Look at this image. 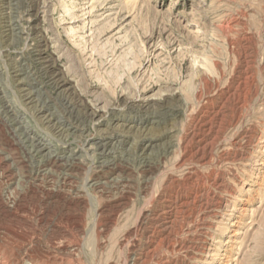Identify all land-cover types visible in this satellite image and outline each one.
Wrapping results in <instances>:
<instances>
[{"label": "rangeland", "instance_id": "374dc122", "mask_svg": "<svg viewBox=\"0 0 264 264\" xmlns=\"http://www.w3.org/2000/svg\"><path fill=\"white\" fill-rule=\"evenodd\" d=\"M0 159V264H264V0H0Z\"/></svg>", "mask_w": 264, "mask_h": 264}, {"label": "bare ground", "instance_id": "6f19581e", "mask_svg": "<svg viewBox=\"0 0 264 264\" xmlns=\"http://www.w3.org/2000/svg\"><path fill=\"white\" fill-rule=\"evenodd\" d=\"M91 2V1H90ZM33 2L31 1L29 4H32ZM34 5H33V7L32 6H30L32 9L33 8H35L36 10L35 11H37V13H38V5L37 6H35V3H33ZM90 5V4H89ZM22 7V6H21ZM89 7V6H88ZM87 7V8H88ZM84 10V9H83ZM60 13V12H59ZM68 13H69V9H68V7H67V5H65L64 6V8H63V16L64 17H67L68 16ZM59 16H60V14H59ZM62 22H63V20H62ZM62 22H60V23H58L57 24V26L58 25H68L67 24V22H66V20L64 21V23H62ZM75 23V22H74ZM72 29H73V27H72ZM42 43H43V46H46V40H43L42 41ZM41 47H42V44H41ZM44 51V50H43ZM45 53V52H44ZM40 63H42V62H40ZM53 65H54V61H53ZM52 73V72H51ZM50 74V73H49ZM60 75H62V74H60V73H52V78H54V79H57V82L56 83H58L57 85L59 86V84H63L64 86L68 83V79L66 78V77H64V76H60ZM50 77V76H49ZM51 78V79H52ZM65 91V90H64ZM2 93V92H1ZM68 93L66 92V95H67ZM26 98H27V100H30V99H32V94L30 93V92H28L26 95ZM64 97H66L65 99H67V104H70L69 105V107H68V105H67V107L69 108V110H68V112H67V114H69L70 116L71 115H73L74 116V119H76L77 120V122L79 121V120H82V118H84V116H93L94 115V112L93 111H91V112H89L88 113V111H90V107L87 105V103L86 102H84L83 101V99H82V95L81 94H78L76 91L74 92H70L67 96H64ZM2 99H3V97H2ZM63 101H64V99H63ZM31 103V102H30ZM66 108V107H65ZM89 110H88V109ZM3 110V109H2ZM6 110V109H5ZM82 110H84V111H82ZM88 110V111H87ZM7 112V111H6ZM2 113V112H1ZM6 115V114H5ZM2 117H3V115H2ZM6 119V118H5ZM5 123V122H4ZM47 123H50V122H47ZM16 126V125H15ZM19 129H20V127H19ZM56 129H59L58 127L56 128ZM19 131V130H18ZM20 131H21V134H23L25 131H26V128H21L20 129ZM12 132V131H11ZM23 132V133H22ZM13 135H15L14 133H13ZM24 137V136H23ZM26 137V136H25ZM19 139V138H18ZM20 140V139H19ZM28 140V139H27ZM32 140H34V139H32ZM31 140V141H32ZM22 144V143H21ZM31 147L33 148L32 150H33V152L32 153H35L36 155H40V153H42V152H44V150L45 149H47L46 147H43V146H41V145H36V143L33 141V143H31ZM99 149H100V151L101 152H99V154L100 155H102V157H103V160L104 159H106V158H108V156L110 155L109 153L110 152H108L107 151V145H101V146H99ZM142 153V152H141ZM45 155H46V153H45ZM6 157V156H5ZM50 159V158H49ZM51 159L53 160H55V161H57V160H60V158H57V156H51ZM1 160V159H0ZM47 160V159H46ZM61 164V163H60ZM104 166H106L107 164H103ZM101 167V166H100ZM99 168V167H98ZM66 174V173H65ZM59 180V179H58ZM66 180V179H65ZM20 182V181H19ZM100 185V184H99ZM181 205V204H180ZM238 234H239V232H238ZM238 234H234V236L235 235H238ZM213 255V254H212Z\"/></svg>", "mask_w": 264, "mask_h": 264}]
</instances>
